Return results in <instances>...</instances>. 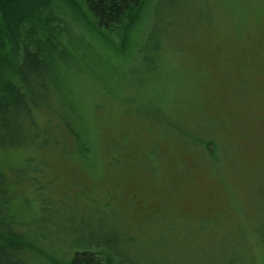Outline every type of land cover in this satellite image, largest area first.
<instances>
[{
    "label": "trees",
    "instance_id": "obj_1",
    "mask_svg": "<svg viewBox=\"0 0 264 264\" xmlns=\"http://www.w3.org/2000/svg\"><path fill=\"white\" fill-rule=\"evenodd\" d=\"M220 3L225 4L219 8L225 9L240 33L247 30L246 15L249 13L255 21L259 10L264 8V0H250L248 4L236 0H0V41L3 43L0 46V264H241L238 252L221 263L222 249L216 246L217 240L211 242L206 234L211 233L208 228L216 216L198 220L196 215L173 212L165 195L162 196L167 201L162 209H153L143 219L130 223L121 214L119 197L108 193L116 206L112 208L106 203L103 208L117 213L124 225L137 235L123 226L126 232L121 240L106 236L101 243L78 245L55 259L28 235L25 227L23 230L26 221L20 209H11L20 196L27 201L29 190L45 196L40 193L46 192L48 179L64 176L53 158L60 156L68 160L63 154L65 151L94 156L97 163L94 169L98 172H88L93 178L100 177L104 161L109 169L118 171L125 165L128 171L130 162L121 160L126 150V134L102 138L99 126L104 119L101 117L113 111L135 131H146L118 111L114 103L117 92L93 94L95 101L90 107L88 89L78 86L77 80L82 77L89 84L97 76L100 81L119 83L124 74L122 67L127 71V66L136 62L137 55L146 67L137 73L140 80L153 81V84L158 81L161 91L150 93L142 89L132 95L125 94L124 101L143 104L134 114L165 127L181 129L186 135L182 145L146 132L151 142L142 156L152 154L159 167L156 138H161L182 145L193 153L196 163L212 174L205 157L220 164L222 170L227 165L231 172L236 165V161L232 162L234 147L229 155L218 154L214 132L221 122L214 129L208 124L210 116L202 108V93L208 88L210 78L196 53L186 56L182 52L185 39L193 40L195 46L197 42L204 46L215 33ZM190 33H195L196 39ZM113 35L117 43L112 42ZM86 59L88 64L96 66V73L90 71ZM164 61L166 72L158 70ZM189 76L192 78L187 79ZM197 119L207 122L204 129L210 133L206 137L198 133L189 138L192 128L187 123ZM112 140L123 141L121 162L117 166H109L107 162L106 143ZM100 145L106 152L103 158L99 156ZM194 146L202 151L196 154ZM156 171L159 174V168ZM252 176L258 177L256 186L260 184L258 193L252 196L258 216L259 205L264 211V168L259 166ZM214 178L219 184L215 175ZM221 178L228 181L223 172ZM82 190L88 194L87 187ZM249 198L238 197L245 203ZM162 212L170 213L166 216L173 219L184 215L187 224L181 226L173 221L171 233L167 234L164 231L169 225L168 219L155 217L165 216ZM199 222L205 230H194ZM222 224L221 220L217 225L226 230L231 222ZM143 228L148 232L142 234ZM257 232L264 244V219Z\"/></svg>",
    "mask_w": 264,
    "mask_h": 264
},
{
    "label": "rangeland",
    "instance_id": "obj_2",
    "mask_svg": "<svg viewBox=\"0 0 264 264\" xmlns=\"http://www.w3.org/2000/svg\"><path fill=\"white\" fill-rule=\"evenodd\" d=\"M236 1L240 4H248L250 0ZM219 7H225V4L220 3ZM248 10L252 11L251 8ZM217 19L219 22L217 29L204 46H199L198 42V46H195L193 40L185 39L182 52L186 56L196 53L198 61L210 78L208 88L202 93V108L205 114L210 116L208 124H212L214 129L221 122L214 132L219 145L217 152L218 154L221 152V156L225 153L229 155L234 147L235 160H232V162L236 161L234 169L230 172L228 166L224 165L222 170L220 164L212 163L205 157L206 165L214 174L208 172L205 166L196 163L193 153L187 152L182 146L186 136L183 130L165 127L134 114L143 104L134 105L124 101L125 94L132 95L142 89L150 93L161 91L158 81L153 84L151 83L153 81L140 80L137 73L146 67L139 60V55L136 62L127 66V71L122 67L124 74L119 83L100 81L96 76L93 82L87 84L88 80L80 77L77 85L88 89L90 107H93L95 101L93 94L101 95L113 90L117 92L115 95L117 102L114 103L122 115L135 120L141 130L182 145L156 138L160 164L158 167L155 156L152 154L142 156L146 154V146L151 142L150 135L140 130L135 131L129 122L120 118L115 112L109 111L101 117L104 121L99 126V132L102 138L110 134L122 137L125 133L126 150L121 155L122 140V143L117 140L106 143L107 162L109 166H117L121 162V155L122 162H130L128 171L125 165H122V170L109 169L104 161L100 177L93 178L88 172H98L94 169L97 165L94 156L77 155L76 152L71 151L63 153L70 160L55 156L53 159L64 176L56 178L57 180L48 179L46 192H38L45 196L42 197L29 190L26 194L28 198L26 202L23 201L24 197L20 196L16 199V205L11 207L13 211L20 209L23 221H26L23 230L25 227L30 237L50 251L52 258H60L62 253L78 245L90 242L101 243L106 236H114L119 240L124 238L126 232L124 227H127L119 215L109 208H103L106 203L112 208L116 206L113 197L107 195L109 193L119 197L123 213L119 211L125 218L127 216L130 223L143 219L153 209H162L167 201L162 195L167 197V204L173 212L196 215L198 220L212 219L216 216L208 228L211 233L206 234L211 242L217 240L216 246L222 249L221 263L234 252H238L241 264L252 262L264 264L262 255L264 244L257 232L264 219V211L259 205L261 209L257 216L252 201V196L258 193L260 187V184L256 186L258 177L252 174L259 166L264 168V8L259 10L255 21L251 19L249 13L246 15L247 30L243 29L242 33L236 31L237 25L228 17L224 8L218 9ZM190 35L192 39L197 37L195 33ZM112 42L117 43L115 35L112 36ZM2 45L0 41V46ZM105 52L113 55L110 51L105 50ZM88 53L89 51L86 53L87 56ZM166 63L164 61L158 70L162 69L166 72L163 68ZM86 64L90 71L96 73V66L88 64L87 59ZM191 78L189 76L187 79ZM187 126L192 128L188 134L189 138L198 133L206 137V133L209 132L204 129L207 127V122L202 119H197L192 124L187 123ZM193 149L196 154L202 151L198 146H194ZM104 151V146L100 145L101 158L106 153ZM156 166L159 168V174ZM222 172L228 181L221 178ZM214 175L218 178L219 184L215 182ZM173 184L176 185L171 187ZM85 187L88 189V194L82 190ZM80 191L83 194L79 193ZM245 195L250 197L247 199L248 203L238 199V197L246 199ZM162 214L165 215L162 218H158L159 214L155 217L168 219L169 225L164 231L167 234L171 233V222L181 223V226L187 224L184 215L173 219L166 216L170 214L168 212ZM221 220L223 226L231 222L228 229L224 230L217 225ZM135 227L138 225L136 224ZM127 229L137 235L135 230ZM205 229L206 227L200 222L194 227L196 231ZM146 232H148L147 228L141 230L142 234ZM69 256L70 253L67 257ZM51 257L48 256L50 261H52Z\"/></svg>",
    "mask_w": 264,
    "mask_h": 264
}]
</instances>
